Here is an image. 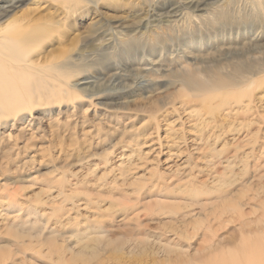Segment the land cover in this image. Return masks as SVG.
Listing matches in <instances>:
<instances>
[{
  "label": "rangeland",
  "instance_id": "obj_1",
  "mask_svg": "<svg viewBox=\"0 0 264 264\" xmlns=\"http://www.w3.org/2000/svg\"><path fill=\"white\" fill-rule=\"evenodd\" d=\"M74 1L86 3L85 0ZM96 1L98 5L91 7L84 15L74 14L62 18L57 29L32 48L29 57L31 66L18 65L19 73L30 79V82L28 93L24 94L25 88L16 77L13 79L17 91V122L22 116L29 118L30 114L34 123L35 117L39 116L45 118L46 123L57 118L59 125L57 132L41 133L35 132L37 126H33L30 137H33L31 141L34 147L28 149H24V141L12 140L13 150L10 149L7 155L16 157L13 162H5L7 156L4 159L0 153V163L7 164L0 169V195L15 193L12 202L18 203L21 210H26L22 212L23 220L27 219L30 224L35 222L33 227L20 228L18 223H12L4 217L18 212L19 207L6 209L0 204L3 216L0 218V256L11 255L13 259L23 261V264H218L222 258L234 252L243 237L253 241L255 233L260 239L259 232L264 229V182L253 180L251 171H237L235 180L232 178L219 185L221 188L211 189L214 185L210 181L214 173L205 169L206 164L201 158L208 155V151L202 154V146L197 150L195 143L188 141L190 136H181L183 133L180 130L176 148L181 152L180 155L169 157L166 150L161 148V153L156 149V153H150L146 159L137 160L135 154L130 152H138L139 149L144 151L146 148L137 147L136 144L149 141L147 145L158 146L155 137L157 134L163 137L162 130L165 128L161 122L157 134L154 132L145 140L139 138L137 143L130 141L148 134L154 126V117L161 119L158 108L167 99L176 96L177 90H184L174 84L182 75L185 79H192L194 75L201 79L207 78V83H211L216 75L226 80L227 76L232 77L234 67L240 65L234 64L235 60L209 61V57L204 58L207 57L205 53L193 46H204L210 41L220 43V39L229 38L235 42L230 41L227 46L240 48L245 38L236 36L237 31H250L252 35L260 37L264 33V5L261 3L264 0H229L221 5L223 12L219 19L207 25L210 31L206 32L202 24L197 25L185 19L179 30L171 34L170 40L160 34L154 36L143 51L139 47L124 46L119 41H113L107 47L102 44L99 47L91 45L93 39L96 41L99 36L94 35L95 24L88 23L98 16L97 13L106 12L112 17L125 14L121 10L101 7L107 4L108 8H121L123 0ZM36 7L22 6L13 17L28 14L32 18L48 16V11L41 8L32 10ZM237 37H240L239 41L235 40ZM247 38H250L249 33ZM259 42L263 43L264 38ZM186 47L190 48L193 55H197V59H182L186 69L181 76L172 74L178 71L174 68L170 74L163 75L151 98L146 99L139 93L101 100L99 103L104 104V108L113 110L111 114L105 113L100 120L92 119L76 128L72 120L69 128L61 125L71 111L82 113L88 104L98 102L90 99L86 103L75 89V92L71 90L70 85L77 77L97 74L106 81L113 71L123 67L131 69V74H134L141 62L164 57L165 62L169 63L165 56L176 54L180 48ZM260 57L262 60L242 66L247 71L246 77L260 72L259 69L264 70V55ZM207 61L212 64L207 66ZM66 76L69 77L63 80ZM58 79L66 83L62 88L68 92L67 100L60 103L48 93H42L54 89L52 85ZM238 88L242 89V85ZM253 89L251 86V99L264 95V86ZM48 103L55 105H47L50 106L47 108L45 105ZM260 105L264 106V101ZM261 109L256 111L260 113ZM165 119L171 121L175 116H166ZM7 123L9 125L2 127L0 133L15 132L10 131L12 121ZM85 133L87 136L83 137ZM233 136L236 135L222 136L218 144L222 145ZM260 145L257 141L254 149L258 150ZM39 146L44 148L43 153L38 150ZM225 149L228 153L233 147L227 146ZM225 159L227 157L224 155L220 161ZM121 161L126 162L125 166L117 171L116 165ZM72 173H75L74 179L71 178ZM166 179H172L173 183L177 182L180 186L207 187L196 190L197 193L190 196L192 199L173 191L168 187L173 184ZM204 181V185L199 184ZM36 198L47 203L37 204ZM154 198H158L161 204H147ZM67 209L70 211L67 212ZM241 211L249 212V215L241 219ZM123 217L124 220L117 223ZM243 222L251 228L248 237L245 228L241 229ZM160 239L163 243L170 240V253L165 254L167 252L158 243ZM202 247H210L212 254L203 258L196 251ZM4 264L12 263L7 261Z\"/></svg>",
  "mask_w": 264,
  "mask_h": 264
},
{
  "label": "bare ground",
  "instance_id": "obj_2",
  "mask_svg": "<svg viewBox=\"0 0 264 264\" xmlns=\"http://www.w3.org/2000/svg\"><path fill=\"white\" fill-rule=\"evenodd\" d=\"M48 1L0 0V130L2 127L9 125L7 122L12 121L10 131H15L14 133H0V153H2L3 158L5 155L7 156L5 162H13L16 158L14 156L8 157L7 155V152H9L14 146L11 147L12 140L15 142L24 141V144L22 143V145L24 149H28L34 147L31 141L33 140V137H30L33 133L30 132L31 129H33V126H37L35 132L41 133L45 131L57 132V126L59 125L57 118H53L46 123L45 118L39 116L35 117L36 123H34L35 121H31L30 114L28 115L29 118H27V116H22L20 122H17L15 113V98L17 96V91L15 90L13 79L16 77L18 82L25 88V90H23L24 94L28 93L30 82V79H27L25 75L19 73L18 65L31 66L29 57L32 48L38 46L44 37L52 31H55L62 18H67L74 14L84 15L86 12H89L91 7H96L98 5L96 0H85L86 3H82L81 1L73 2V0H70L69 2L61 0ZM123 1L124 3L121 8H108L109 5L107 4H103L101 7L121 10L125 14L112 17L106 12L100 14L97 13L98 16H95L96 18L91 19L88 23L89 25L95 24L94 35L99 36L96 41L95 38L93 39L94 42H92V46L99 47V44H102L107 47L110 46L113 41H119L124 46L131 45L139 47L143 51L145 49L144 46L147 43L149 44L152 42L151 38L158 37L159 34L165 36L167 40H170L171 34L176 33L175 30L181 27L185 19H188L190 22H194L197 25L202 24L205 31L208 32L210 30L207 25L213 23L214 20L219 19L223 12L221 5L229 0H217L216 2L211 0ZM261 3L264 5V2ZM30 5L37 6L32 9L34 11L39 8H41L40 10L48 11V16L32 18L28 14L13 17L16 10L21 9L22 6ZM242 33H245V31L241 33L238 31L236 32V36L239 35L241 38H245L243 46L240 48L227 46L226 44L230 43V41L235 42L233 39L229 38L220 39V43L210 41V43L205 44L204 46H193L202 51V53H205L207 57L205 56L204 58L209 57V61L220 60L221 62L222 60H228L231 58L235 60L234 64H240L234 67L232 77L227 76L228 80L219 75H216L211 83H207V78L201 79L197 75H194L192 79H185L182 74L186 69V64H184L182 59H197V55H193L191 53L192 51L189 50V47H186L185 49L180 48V52L165 56L169 63L165 62L164 57H160L156 60L147 59V61L145 60L140 63V67L134 71V74H131V69L123 67L113 71L106 81L100 79L97 74H85L77 77L76 81L70 85L71 90L75 92L73 90L75 89L80 96L85 98L86 103H88L87 100L90 99H94V101L98 102L88 104V107L82 113L71 111L70 115L66 116L64 121L61 122V125L69 128V126H71L69 122L72 120L74 123L72 125L76 128L87 124L92 119L100 120L101 116H104L105 113L111 114V111L113 110L104 108V104L99 103L101 100H109L112 98L117 99L139 93H141L146 99L151 98L156 92L157 89L155 87L161 82L163 75L170 74L174 68L178 71H173L174 73L172 74L177 76L182 75L181 79L176 80L174 84L184 90H177L176 96L172 99H167L165 104L158 108V112L161 113V119L159 117H154V126L148 134H142L138 138L132 139L130 142L137 143L141 138H143L141 140L147 139L154 132L157 134L160 122L163 123L165 127L162 130L164 131V136L161 137L160 135L155 134V138L158 140L157 147H155V145H147L149 141H143L141 145H136L137 147L141 146L146 148V152L145 150L140 151L141 149H139L138 152L132 150L130 153L135 154L137 160L146 159L150 153H154L156 149L161 153V148L166 150L165 153H167L169 157H173L172 155H174V157L180 155L181 152L176 149L180 140V135L178 133V130H180L183 133L181 136H184V134L190 136V140H187L192 144L195 143L194 145H196L197 150L202 146V154H205L208 151V155L201 158L206 164L204 165L205 169H208L209 171L211 170L212 173H214V177H212V180L210 181L213 182L214 185L210 187L211 189L221 188L219 185L232 178L235 180L237 177V171L245 173H250L251 171V178L253 180H256L257 183L264 182V129H262L264 128V106L260 105L264 101V95L259 96L256 99H251L249 96L251 93V86H253L254 89L264 86V70L259 69L258 71L260 72L251 73L249 77H246L245 73H247V71L242 67L243 65L249 66V63L254 61L262 60L260 55H264V42L260 43L259 40L264 38V33L260 37L258 35H252L253 33L250 31L245 34ZM248 33L250 34V38H247ZM240 37H237L238 39L235 40L239 41ZM98 40H100L99 43H97ZM157 42L162 44L160 40ZM211 48L213 50L210 51ZM237 48L238 52H236ZM209 61L206 63L207 66L212 64ZM54 69L57 70L58 67L55 66ZM195 74H197L196 71ZM68 77L69 76H66L62 79L66 80ZM62 79L55 81L52 85L55 86L54 89L48 90V92H42L45 94L48 93V96H53L57 103L67 100L66 98L68 97V92L62 88L66 85V83H63ZM240 85H242V89L238 88ZM187 88H189V91H187ZM256 100H258V102ZM50 104L55 105V103H48L45 106ZM47 108H50V106H47ZM259 108H262L260 113L256 111ZM218 113H221V115H218ZM166 116H175V119L169 121V119H165ZM4 117L6 118L4 119ZM71 117L72 119H70ZM226 134L236 135L237 137L233 136L222 145L221 143L218 144L219 139ZM86 136L87 134L85 133L83 137ZM40 137L41 135L37 139ZM162 141H164V144H162ZM257 141H259L261 145L258 150H255L254 145ZM219 145H221L220 149H218ZM227 146L233 147L228 153L225 149ZM248 147L250 149L246 150ZM20 148L22 149V147ZM209 149H211V151H209ZM38 150H41V153L44 152V148L41 146L38 147ZM241 150L244 151L241 153ZM224 155L227 159L221 162L220 160H223ZM155 158L157 161V157ZM201 158H199V160H201ZM125 163L126 162L121 161L116 165V170L121 171L123 166H125ZM4 165L7 164L0 163V169L3 168L2 166ZM178 165H175V167ZM170 166H168V168ZM216 166H218V169L214 170ZM177 168H175V171H178ZM170 169L172 170L173 168ZM71 178H75V173H72ZM166 180L168 183L173 184V186L168 187L173 191H176L177 194H183L182 196H188V198L196 194V190L207 187L180 186L177 182L173 183L172 179ZM204 183L205 181L199 182L200 185H204ZM152 187L160 188L162 186ZM14 195L15 193L0 195L1 207H5L6 209H11L15 206L19 207L18 203L12 202ZM37 199L38 198L35 200ZM36 202L37 204L47 203V201L42 203L41 200H37ZM151 203L161 204L158 198L147 201V204ZM84 205L87 207V204L84 203ZM68 211L70 210L67 209V212ZM22 212H26V210H21L19 207L18 212L9 216L5 215L4 217L12 223H18L20 228L30 225L33 227L35 222L30 224L27 222V219L23 220ZM248 213H243L241 211L239 216L243 219L246 215H249ZM1 217L3 216L0 213V218ZM123 220L124 217L117 221V223L122 222ZM241 229L248 232L246 233L248 234L247 237L251 234V228L249 225L244 224V222ZM262 231L259 232L260 239L259 236L254 233L255 238H252L255 239L253 240L254 242L250 241L249 238L243 237L239 246L235 247L234 252L228 254L225 259L222 258V261L218 264H241V262H244L245 264H264V246H262L264 245V229H262ZM175 238L176 237H174V239ZM160 241H158V243L161 244L160 247L163 246L164 251L167 252L165 254L170 253V240L165 241V243ZM248 244L250 245L248 246ZM246 245L248 248H246ZM250 247L252 249H249ZM209 249L210 247H202L198 248L196 251L197 253H201L203 258H205L212 254ZM7 261H10L12 264H23V261L20 262V260L13 259V256L11 255L9 257L8 255L0 256V264H4ZM212 262H216V260H213ZM183 263L188 264L187 262Z\"/></svg>",
  "mask_w": 264,
  "mask_h": 264
}]
</instances>
